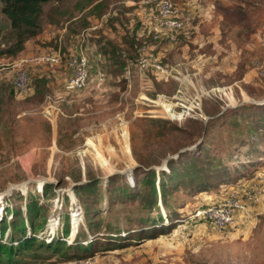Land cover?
Here are the masks:
<instances>
[{"label":"rangeland","instance_id":"1","mask_svg":"<svg viewBox=\"0 0 264 264\" xmlns=\"http://www.w3.org/2000/svg\"><path fill=\"white\" fill-rule=\"evenodd\" d=\"M148 1L52 0L44 5L40 34L56 41L64 27L67 51L69 34L74 37L72 33L88 24L84 8L99 4L91 18L95 22L109 18L111 30L117 32L133 18L144 19L141 5ZM173 1L184 32L171 41L162 35L158 43L155 36L143 33L144 46H150L142 52L168 72H143L137 63L134 67L139 52L127 33L133 41L125 46L128 62L120 53L108 74L109 86L117 87L107 89L105 98L99 94L95 97L99 100L81 104L87 112L77 119L76 128L67 120V131H61L59 119L55 121L66 107L55 95L57 82L64 77L56 81L52 73L67 71L62 54L59 65L30 68L27 95L18 94L13 83L17 72L13 58L53 52L57 44L47 40L42 48L32 49L26 43L28 50L17 55L20 34L10 30L0 12V195L4 194L0 227L6 216L8 223L13 221V210H22L26 218L27 204L36 201L46 216L38 238L67 240L69 245L95 241L86 253L71 250L60 257L50 251L45 259L24 258L22 264H264V192L259 203L223 233L194 218L196 210L261 184L264 0ZM2 6L0 0V11ZM89 31L88 27L81 33ZM147 31L153 33L149 26ZM113 35L119 39L118 33ZM125 63L129 68L122 74L119 67ZM95 77L92 74V81ZM49 97L57 103L47 102ZM83 129L90 135L77 134ZM170 162L177 169L172 180ZM150 170L156 171V183L159 173L165 172L167 207L159 199L160 189L158 205L147 206L154 196L142 181ZM193 172L199 178L189 177ZM198 182L212 187L200 190ZM45 184L51 186L47 192ZM81 186L85 190L77 196L75 189ZM74 208L79 216L73 237ZM27 231L30 234L29 225ZM10 233L8 229L4 239L0 235V241L10 242ZM13 243L17 245L18 239Z\"/></svg>","mask_w":264,"mask_h":264},{"label":"trees","instance_id":"2","mask_svg":"<svg viewBox=\"0 0 264 264\" xmlns=\"http://www.w3.org/2000/svg\"><path fill=\"white\" fill-rule=\"evenodd\" d=\"M51 1L52 0H2L3 6L0 11L1 14L9 22L10 30L12 32H18L20 34L19 41L16 45L18 46L17 55L24 50L25 44L30 38L40 34V30L42 27L41 20L44 11V5ZM99 7H100L99 4H94L92 6L83 9L86 15V20H88V24L84 28L80 29L78 33L75 34L76 41H74V43L75 42L76 43L73 44L72 51L76 50L77 46L79 45V42L82 41L81 31H87L88 27L91 28V25L95 22L93 19L90 20L91 19L90 16L92 14H95L96 10ZM109 20L110 19L107 18L106 21H104V26L105 25L107 27L110 26L108 24ZM135 20L137 22L136 26L139 27V30L141 29V35L139 36L136 30L134 31L135 32L134 34H131L134 39V43H135L134 46L138 50L140 48L144 50L145 48H149L150 45L146 47L144 46L145 39L143 33L147 32L148 34L147 37L151 36L152 38H153V33L151 34L148 33L147 27L144 26L142 19L135 18ZM110 27L111 29H113V26ZM102 29L103 28H101V30ZM181 32H184V29L179 31L178 34ZM96 33L100 34V30L97 31ZM128 34H127V41L133 43V41L129 40ZM154 41L158 43L159 40L154 39ZM89 46H93V45L89 43L88 47ZM104 49L106 51H113L115 53L117 52L116 50L118 49L126 51V48L122 49L118 45L112 44L110 40L106 41ZM72 51H70V53ZM90 63H91V58H90ZM43 66H48V65H43ZM90 73H91V69H90ZM168 111L170 112V109H168ZM261 120L264 121V116L261 118ZM169 169H170L169 180L175 179L177 177L176 174L177 169L173 166L172 162H170ZM159 174H160V180L158 183H156L155 170H150L148 176L144 178V180L142 181V185L145 184L144 187H149L151 195L154 196V198L150 200L147 204L149 208L158 205L157 189H160L159 199L162 202V204L165 207H167L168 205L169 186L167 183L164 182V178L162 177L165 174V172L161 171ZM198 174H199L198 172H193V176H189V177H193L197 179L199 178L196 177ZM96 184L97 182L93 185L95 186ZM94 186L89 185V187L87 188H92ZM197 186L198 189L203 191H207L209 188L212 187V185H209L208 183H204V182L201 183L198 182ZM50 187L51 186H49V184H45L44 186L45 192L50 190ZM84 190H85V186L77 187L75 189V194L77 196H80L81 195L80 192H83ZM41 209L42 208L38 204V202L31 201L29 202V204H27L26 218L22 215V210H15V211L13 210L14 219L11 223H8L6 218L7 216L4 218L0 227L1 239H4L6 233L8 232V229H11V233H10L11 237H10V242L7 240L0 241V264H22L24 258H31L34 260L45 259L46 255L50 251L55 252L57 256L65 257L68 255L69 251L71 250H75L77 253H81V252L86 253L93 247L95 243L94 240L88 242L85 245L81 241L77 240L74 245L73 244L69 245L67 243V240H60L54 238L50 242H46L45 240L38 238V234L45 230V223H46V216L43 214ZM8 212L9 210L7 211V214ZM28 225L29 227H31L30 234H28L27 231ZM89 225L90 227H92V223ZM64 229H65L64 230L65 236H68L69 234L68 217L65 220ZM16 238L18 239L17 245L13 243L14 239Z\"/></svg>","mask_w":264,"mask_h":264},{"label":"built area","instance_id":"3","mask_svg":"<svg viewBox=\"0 0 264 264\" xmlns=\"http://www.w3.org/2000/svg\"><path fill=\"white\" fill-rule=\"evenodd\" d=\"M151 3L154 5L150 6ZM143 8L146 10H143ZM141 9L142 11L140 14L145 15L144 19L142 18V22L144 26L152 28L155 40H159L160 37L164 35V39L171 41L174 39L173 35L176 36L179 31L184 29V22L178 16V10L173 0H150L144 4L142 3ZM90 37V31L89 33L84 32L80 45L69 54L68 65L72 69L73 75L67 82L66 89L70 92L83 91L92 82L90 56L93 52L91 46L88 47ZM169 38L171 40H169ZM85 42L86 47H83ZM61 60V54L58 52H44L32 56L20 57L15 64L17 72L13 81L16 92L21 95H27L30 92L31 86L28 73L31 67L59 65ZM136 65L138 70L143 72L150 70H152L154 74L155 72H168L165 66L156 60L153 61L144 54V52ZM94 80L97 81L98 87L105 82V75L101 69L98 70ZM46 101L54 103L55 100L49 97ZM56 103L55 101V104ZM53 108H51V114ZM55 110L58 113L59 109L56 105ZM253 186H256L257 189H242L241 192H235L231 198L221 204H214L196 210L194 218L199 221H205L207 226L219 233L227 231L237 224L240 219L246 216L251 205L259 203L260 196L264 192V173L261 176V184H254Z\"/></svg>","mask_w":264,"mask_h":264},{"label":"crops","instance_id":"4","mask_svg":"<svg viewBox=\"0 0 264 264\" xmlns=\"http://www.w3.org/2000/svg\"><path fill=\"white\" fill-rule=\"evenodd\" d=\"M90 17H96V16L92 14ZM90 20H92V18ZM129 23H130L129 26H127V24H125L127 26L126 29L123 28L122 30H120V31L118 30L117 32H115L114 30L112 31L110 26H108V27L106 25L104 26V21L94 22L91 25V28L89 27L90 31H91L90 43L93 45V46H91V48H92V52H94V55L92 54L93 56L91 57V65H92L91 66V73L93 74V76H96L98 69H101L105 75V82L100 87H98L97 81L93 80L91 82L90 86L88 87L89 89L87 88L88 90L87 89L83 90V92H80V91L68 92L66 90V82H67L66 79L71 74L70 68L68 65V57L70 54V50L73 47V44L76 43V42L74 43V41H76V38H75L76 35L75 34L78 33L79 30L75 33H72L75 35L74 37L71 36V34H69L70 38H72V41L69 42V47H68L67 51L65 49H63L65 44L67 45V43H68L67 42L68 38H67L66 42L63 44V42L65 41L64 37L67 34L66 32L64 33V27L61 30L60 38L56 41L53 39V37L51 35H49V34L46 35V33H41V34L37 35L34 39H29L26 42L27 43L26 46H28V48L30 47V48L34 49L37 47V49H40V48H42L43 44L46 43L47 40H50V41L53 40L54 43L57 44L58 48H55L52 51L62 54L64 62L67 63V65L65 64V70H67L68 72L64 71L63 73H61L59 71H57V72L52 71L53 77L55 78L56 81H58L60 77L61 78L64 77V80L58 81L57 82L58 86L55 87V90L58 92V93L56 92L55 95L59 97L58 100H63V103H64L63 107L66 106L65 108H62L63 114L60 116H57L55 118V121H57V119H59V121L62 124L61 125V131H67L68 130L67 129L68 126L65 125V122L67 120H69L70 122L73 123V128H74L75 127L74 125H76V123H77V119H80L82 117L81 115L84 114V111L87 112L85 107L81 108V104L86 103V102L91 103L94 100L97 101L99 99L95 98V97H100V95L101 96L103 95L105 98V96H108V93L107 94L105 93L106 91H108L111 87H115V88L117 87V86H113L114 84L109 86L108 80L110 77L108 74H109V72L114 71L112 69L113 68V59L120 58L121 54L124 57V62H128V57L126 56L127 52L125 50H116L117 51L116 53L113 51H106L104 49V46H105L106 41L110 40L112 42V44L118 45L120 48L125 49V46H127V44H126L127 43L126 42L127 41V33L134 34L135 33L134 31L136 30L138 35L140 36L141 35V29L139 30V27L136 26V23H137L136 20L133 18V20L129 21ZM101 28H103V29L101 30ZM130 29H131V31H129ZM65 30H66V28H65ZM99 30H100V34L96 33ZM81 32H83V31H81ZM115 33L116 34L118 33V35H119V39H117V40H114V35L112 36V34H115ZM28 48H25V49L28 50ZM142 51H143L142 48H140L138 50L139 56L136 59H134L135 60V62H133L134 67H135V64L137 63L136 61H138L139 58L141 57V55L143 53ZM37 53H40V52L31 53V55L37 54ZM25 55H30V53L25 54ZM98 56H99L98 60L101 63H99V61L97 60ZM20 57H23V56L18 55L17 59L13 58V61L18 60ZM121 66H122V68L118 66L120 69L119 71L122 74L123 73L126 74L128 71V68H129L127 63L122 64ZM61 69H63V68H61ZM133 70H134V68H133ZM44 75L46 77V74H41L39 77L43 78ZM50 76L51 75H49V74L47 75V77H50ZM121 77H123V75H121ZM106 107L107 106H103V110H105ZM58 109H59V106H58ZM69 118H71V119H69ZM82 123H84V125L89 124V122H84V119L82 120ZM80 124H81V120H80ZM89 129L92 130V133H93V131H96L95 127L89 128ZM89 129L88 130L83 129V130H81L80 133L77 132V134L83 135V136H89L90 135Z\"/></svg>","mask_w":264,"mask_h":264},{"label":"bare ground","instance_id":"5","mask_svg":"<svg viewBox=\"0 0 264 264\" xmlns=\"http://www.w3.org/2000/svg\"><path fill=\"white\" fill-rule=\"evenodd\" d=\"M125 139L127 140L128 139V137H127V134H125ZM129 151V150H128ZM40 185L42 186V183L40 182ZM71 196L73 197V199H71L72 200V202H73V204L76 202V197H75V195L71 192ZM3 197H4V194H2V195H0V200H2L3 199ZM78 216H79V212H78V209H76V208H74L73 210H72V225H73V227H72V229H73V234H72V236L74 237L75 235H76V233H77V228H78V225H77V220H78ZM51 225H53V224H51Z\"/></svg>","mask_w":264,"mask_h":264},{"label":"clouds","instance_id":"6","mask_svg":"<svg viewBox=\"0 0 264 264\" xmlns=\"http://www.w3.org/2000/svg\"><path fill=\"white\" fill-rule=\"evenodd\" d=\"M42 53V52H41ZM37 54H39V53H37ZM34 55H36V54H34ZM24 57V56H23ZM70 68V67H69ZM71 69V68H70Z\"/></svg>","mask_w":264,"mask_h":264}]
</instances>
